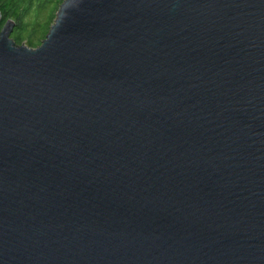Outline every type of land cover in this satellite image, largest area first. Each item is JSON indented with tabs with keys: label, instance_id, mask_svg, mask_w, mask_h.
Masks as SVG:
<instances>
[{
	"label": "water",
	"instance_id": "1",
	"mask_svg": "<svg viewBox=\"0 0 264 264\" xmlns=\"http://www.w3.org/2000/svg\"><path fill=\"white\" fill-rule=\"evenodd\" d=\"M14 26L0 264H264V0H63L36 48Z\"/></svg>",
	"mask_w": 264,
	"mask_h": 264
},
{
	"label": "trees",
	"instance_id": "2",
	"mask_svg": "<svg viewBox=\"0 0 264 264\" xmlns=\"http://www.w3.org/2000/svg\"><path fill=\"white\" fill-rule=\"evenodd\" d=\"M37 2V5L41 6L43 2L46 0H0V12L2 15L0 27L9 19L15 22V26L13 29L14 39L17 41L16 43H22L26 41L29 46L33 45L34 40L38 39L37 37L32 36L35 33L34 28H28L29 22L25 21L26 16L28 15L30 9L33 6V2ZM63 2V0H59V5ZM58 6L54 9L53 12H57ZM55 15H51L46 27V34L49 30V27L52 25ZM29 33V38L26 40L23 38L22 33ZM45 37V36H44ZM43 37V39H44ZM42 38H40L41 40Z\"/></svg>",
	"mask_w": 264,
	"mask_h": 264
},
{
	"label": "rangeland",
	"instance_id": "3",
	"mask_svg": "<svg viewBox=\"0 0 264 264\" xmlns=\"http://www.w3.org/2000/svg\"><path fill=\"white\" fill-rule=\"evenodd\" d=\"M59 0H46L45 2L42 3L41 6L37 5V2H33V6L30 9L28 15L25 18L26 22H29L28 28H34L35 29V33L32 35L35 37H37L38 39L34 40L33 45L29 46L26 41H23L22 43H16L17 41L14 39V33L12 32L10 38L13 40V42L17 45H26L29 48H36L40 45L41 41L43 40V37L46 35V27H47V23L49 21V18L51 15H55L56 11H54V9L58 6H60L59 4ZM29 33H31V31H29L28 33L24 32L22 33V36L24 39H28L29 38ZM40 38H42L40 40Z\"/></svg>",
	"mask_w": 264,
	"mask_h": 264
}]
</instances>
